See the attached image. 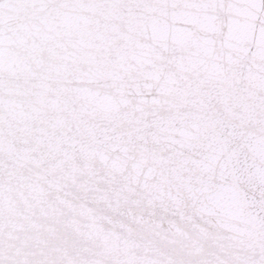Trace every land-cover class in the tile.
I'll return each instance as SVG.
<instances>
[{
    "label": "snow or ice",
    "instance_id": "6c2138e0",
    "mask_svg": "<svg viewBox=\"0 0 264 264\" xmlns=\"http://www.w3.org/2000/svg\"><path fill=\"white\" fill-rule=\"evenodd\" d=\"M0 264H264V0H0Z\"/></svg>",
    "mask_w": 264,
    "mask_h": 264
}]
</instances>
